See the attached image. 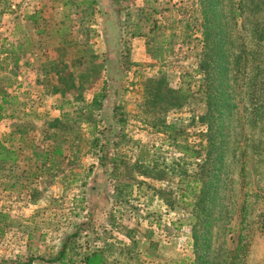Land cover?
<instances>
[{"label":"rangeland","instance_id":"374dc122","mask_svg":"<svg viewBox=\"0 0 264 264\" xmlns=\"http://www.w3.org/2000/svg\"><path fill=\"white\" fill-rule=\"evenodd\" d=\"M33 2L0 0V128L24 130L0 137L18 152L0 163V264H264V0H100L148 34L121 45L115 28L99 38L89 0H51L45 64L21 68L22 87L10 50L35 29L19 18ZM148 81L182 88L183 106L150 105Z\"/></svg>","mask_w":264,"mask_h":264},{"label":"trees","instance_id":"16d2710c","mask_svg":"<svg viewBox=\"0 0 264 264\" xmlns=\"http://www.w3.org/2000/svg\"><path fill=\"white\" fill-rule=\"evenodd\" d=\"M199 5L205 7V0H197ZM90 4H95L94 0H89ZM209 12L210 10L205 8V12H202V26L204 27V31L202 32L203 35V39L208 42V40L211 38L212 33H213V28L212 25L210 23H212V20L209 18ZM116 13V14H115ZM115 13H110L108 10H106V14L109 15L108 17V24L107 26H105L104 28V32L105 35L107 37L106 41H109L110 38V32H108L110 29L114 30L117 29V34L115 33V35L112 38V41L115 45H118V43H122V39L126 40V39H133L136 37H147V35H141L138 31H139V26L137 23L132 22V28H131V32L129 31H124L122 29V25H123V20L121 18L118 17V10ZM103 14V15H106ZM158 28V27H157ZM112 35V34H111ZM148 43V41H147ZM103 69H107V67L104 65L102 66ZM202 68L204 69V78L203 81L207 82L210 78H209V74H208V66L205 64L203 66H201V70ZM147 84L150 85H154L155 87L151 89V92H149V94L146 97V100L149 101L150 105H161L162 109L167 110L168 108H179L181 106H183V100L181 99V96L185 95L186 92L184 90H182V88L178 89V90H170L168 89L166 92H162L161 91V83L158 81H148ZM4 95V94H3ZM202 95L204 97V101H205V105H206V111L199 117V123L200 125L206 126L207 131L205 134H202L203 137L207 138V149L209 147V142L212 140V131L214 128V125L216 123V120H218V116H219V112L216 110V102H217V92L216 89L213 88V84L211 83V85H206L205 88H203L202 91ZM106 97L105 94V87L97 94L94 96L93 101L91 103V105L88 108V112H91L92 110L96 109L99 110L102 107V101L103 99ZM2 103L6 104L9 103L4 96H2ZM172 99L176 102H172ZM176 99V100H175ZM169 100V101H168ZM2 107H0V109H2ZM23 128L22 126H16L15 130L13 132H11L9 134V139L10 140L12 138L13 135H19L20 140L22 139V136L24 134L23 132ZM216 133V132H215ZM209 141V142H208ZM186 149V147H185ZM187 152V149L185 150ZM56 153H60L59 150L56 151ZM17 154L18 152H16V150H14L11 146H6L3 144V142H0V163H5L7 161H10L11 164H13L16 161L17 158ZM198 156V154L196 152H193L191 154V157H196ZM209 157V155H208ZM204 190L202 191L203 194ZM198 199V198H197ZM205 199L204 198H200L197 200V204L193 205V207L195 206H199L201 207V205H203V201ZM193 231V241L195 243V245L197 244L198 241V237L196 236V230L193 227L192 229ZM65 248H66V244H64L62 246V250L58 256L59 260H62L65 256Z\"/></svg>","mask_w":264,"mask_h":264},{"label":"crops","instance_id":"0c3cea01","mask_svg":"<svg viewBox=\"0 0 264 264\" xmlns=\"http://www.w3.org/2000/svg\"><path fill=\"white\" fill-rule=\"evenodd\" d=\"M33 1H35V4H36L35 8L30 7L32 11L21 14L19 18L21 21L33 23V25H35L34 26L35 29L31 31L30 35L23 32L22 42L17 47H13V48L11 47V50H10V53L13 55L14 66L20 69L17 78L19 80H22V83H21L22 87H23V83L27 82L28 79L25 76V72L21 71V68L24 67V68H29L30 70H33V72L31 71L32 73H30L31 75H33L34 73L36 74V71H39V69L42 68L43 65L45 64V62L41 59L44 53L42 52L41 43H42V39L43 41H45L46 39H49L50 36H52L51 31L48 29V27H46V24L54 21L53 20L54 14H52L54 7L52 5L51 0H21V4L29 6L31 5V3H34ZM94 1H95V4L88 3V5H91L93 7L91 15H95V18L99 17L98 24H93V25L94 27L99 29L97 30L98 31L97 33L98 34L100 33L99 38L103 40L104 43H106L107 37L105 35L104 28L108 24L107 20L109 18L108 17L109 15L106 14L105 9H101L102 4L100 0H94ZM96 14H99V16H96ZM103 14H106V15H103ZM15 18H16V15L14 16L13 19L12 18L11 19L14 20ZM92 21L94 22V19ZM79 24H81V22ZM79 24H78V27L81 26ZM14 30L16 31V29L12 28L13 32H15ZM95 38H96V41L99 40L98 37H95ZM132 40H139V39L134 38ZM34 83L36 84L37 82L34 81ZM9 131H10L9 128L8 129L4 127L0 128V137L6 135Z\"/></svg>","mask_w":264,"mask_h":264}]
</instances>
